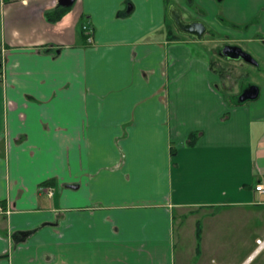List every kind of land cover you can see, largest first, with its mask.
<instances>
[{
	"label": "crops",
	"instance_id": "0c3cea01",
	"mask_svg": "<svg viewBox=\"0 0 264 264\" xmlns=\"http://www.w3.org/2000/svg\"><path fill=\"white\" fill-rule=\"evenodd\" d=\"M218 42L264 63V0L0 1V264H176L194 217L264 240V97L229 100Z\"/></svg>",
	"mask_w": 264,
	"mask_h": 264
},
{
	"label": "rangeland",
	"instance_id": "374dc122",
	"mask_svg": "<svg viewBox=\"0 0 264 264\" xmlns=\"http://www.w3.org/2000/svg\"><path fill=\"white\" fill-rule=\"evenodd\" d=\"M194 6V5H193ZM196 7V6H194ZM169 28L176 32L173 21L168 19ZM178 35V33L176 32ZM176 35V36H177ZM182 37V36H181ZM220 35H210V38L219 39ZM185 37H182L184 39ZM225 44H209L205 45L204 51L206 56L213 54L215 61V71L217 74L223 75L226 80V89L231 91L229 100L239 101V95L245 92L246 88L257 86L262 91L264 97V63L245 45L246 53L251 55L257 62L258 66L247 63L243 60H225L220 56V51ZM222 90H226L222 88ZM239 91V92H238ZM237 95L238 97H236ZM225 93V92H224ZM238 98V99H237ZM247 105H253L256 100L245 101ZM198 217L190 218L180 225L178 233H176V264H243L255 249L257 244L251 235L245 236L244 239L238 234L231 233V236H225L222 233H214L213 236H206V240L202 243L200 240V251L198 253L196 241V228L202 225L198 222ZM202 238V236H201ZM205 239V236H204ZM203 245V255L202 253ZM248 264H264V253L255 256Z\"/></svg>",
	"mask_w": 264,
	"mask_h": 264
},
{
	"label": "water",
	"instance_id": "95a60500",
	"mask_svg": "<svg viewBox=\"0 0 264 264\" xmlns=\"http://www.w3.org/2000/svg\"><path fill=\"white\" fill-rule=\"evenodd\" d=\"M72 2H74V0H60V3L64 6H69ZM190 32L197 33V38L202 39L205 32V27L201 24L192 25ZM219 54L225 60H243L247 63L258 66V62L251 55L244 52L238 47L225 46ZM259 92L260 91L257 86H251L243 93V95L240 97L239 102H245L247 100H256L259 96Z\"/></svg>",
	"mask_w": 264,
	"mask_h": 264
},
{
	"label": "trees",
	"instance_id": "16d2710c",
	"mask_svg": "<svg viewBox=\"0 0 264 264\" xmlns=\"http://www.w3.org/2000/svg\"><path fill=\"white\" fill-rule=\"evenodd\" d=\"M66 11H67V8H61V9H59L53 13H48L47 14L48 19L50 21L57 22L58 20H60L64 16ZM167 29L169 32V28H167ZM197 139H198V134H194V135L190 136L188 141H187V145H191L193 143H196ZM172 153H175V152L172 151ZM196 238H197V243H198L197 250L199 252V250H200V239H201V227L200 226L197 227Z\"/></svg>",
	"mask_w": 264,
	"mask_h": 264
},
{
	"label": "built area",
	"instance_id": "2783aa9c",
	"mask_svg": "<svg viewBox=\"0 0 264 264\" xmlns=\"http://www.w3.org/2000/svg\"><path fill=\"white\" fill-rule=\"evenodd\" d=\"M0 1H1L2 5H4L5 3L18 2V1H22V0H0ZM87 30H88L87 27H84V31L87 32ZM89 35H90V33H89ZM87 42L90 44L93 42L91 36L87 37ZM255 191L257 193H260V194L264 193V182H260L259 185H257L255 187ZM48 194H49V196H52L53 193H52V191H48ZM3 213H7V214L10 213V209L5 210L3 207L0 206V214H3ZM257 244L259 246V249H261V250L264 249V240H258Z\"/></svg>",
	"mask_w": 264,
	"mask_h": 264
},
{
	"label": "flooded vegetation",
	"instance_id": "af4514ba",
	"mask_svg": "<svg viewBox=\"0 0 264 264\" xmlns=\"http://www.w3.org/2000/svg\"><path fill=\"white\" fill-rule=\"evenodd\" d=\"M175 29H176V31L179 33V35L180 36H182V37H185L186 35H191V36H195V37H197L198 36V34L197 33H191L190 32V29L192 28V25H196V24H198V23H196V22H194V21H191V20H182V19H180V18H176V20H175ZM226 46H230V45H226ZM225 47V46H224ZM223 47V48H224ZM222 48V49H223ZM247 89H249V88H246L245 89V91L247 90ZM244 93V92H243ZM243 93L240 95V96H242L243 95ZM239 96V97H240Z\"/></svg>",
	"mask_w": 264,
	"mask_h": 264
}]
</instances>
